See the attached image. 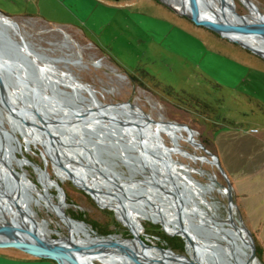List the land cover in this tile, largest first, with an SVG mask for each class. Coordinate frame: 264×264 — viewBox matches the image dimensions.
<instances>
[{
	"label": "rangeland",
	"instance_id": "374dc122",
	"mask_svg": "<svg viewBox=\"0 0 264 264\" xmlns=\"http://www.w3.org/2000/svg\"><path fill=\"white\" fill-rule=\"evenodd\" d=\"M105 1L106 6H100L84 18L83 33L76 27H59L47 23L34 14L17 15L25 9L39 11L35 0H0V12L7 14L5 18L17 25L26 44L13 34L16 28L11 24L0 25V30L5 35L3 38H7L19 49L27 45L39 58L38 63L53 72V77L58 72L81 87L84 84L90 85L104 106L118 103V106L108 108L121 112L125 110L126 114L144 113L152 120L184 123L196 131L192 132L193 135L185 132L177 146L173 145L166 134L154 133L153 138L157 145V142H161L164 148L171 149V156L180 167L192 168V177L184 180L188 188L196 183H212L210 176L214 177L216 186L218 183L226 186L229 181L235 207L234 219L237 222L238 217H241L251 233L258 264H264V58L216 31L195 24L164 0ZM242 1L247 0H232L231 8L235 13L247 15L249 9ZM250 1L257 11L264 14V0ZM5 51L7 57H14L12 51ZM24 67L30 78L38 82L36 87L43 90L48 86L58 102L74 107L75 104H82L86 96L90 95L85 86L72 90L57 81L42 84L37 65L26 60ZM24 94L27 95V91ZM127 101L139 111L126 106ZM0 119V128L6 136L5 143L14 158L6 159V162L20 186L19 196L23 199L24 207L33 211L31 219L39 233L43 230L37 222L45 224L50 230L43 231L48 238L75 237L71 227L60 216V208L72 220H81L76 219L78 216L84 218L83 221L88 225L86 228L92 230L90 232L94 236L112 234L126 239L141 237L149 246L170 250V245L174 247L181 244L182 248L172 251L176 255L182 254L177 256L185 262L177 261L174 264H197L187 252L183 238L175 235L179 233L162 229L156 221L144 219L139 234H132L129 222L111 204H108L111 209L99 205L75 184L56 163L50 161L47 157L49 153L40 142H26L29 129L22 127L20 133L10 130L4 111L0 112ZM192 139H195L194 144ZM199 143L217 156L225 176L216 164L200 158L207 154ZM118 144L122 145L123 141L118 140ZM12 146L14 149L10 148ZM123 152L130 154L128 151ZM158 155L164 158L163 154ZM100 159L118 177L141 179L149 171L147 168L132 170L106 152L100 153ZM29 160L44 167L46 174L60 185L65 196L63 198L61 194L64 207L58 204L60 194L55 186H44ZM95 174L99 177V184L106 187L108 181L105 175ZM113 186L117 187L115 183ZM150 186L155 187L156 193L168 196L167 201L175 199L170 191H164L152 183ZM178 186L183 190L179 183ZM206 199L216 205L218 219L227 217L228 199L225 190H216L211 198L207 196ZM125 201L131 202L129 199ZM192 201L199 210L202 209L196 201ZM164 207L166 209L167 203H164ZM188 211L192 212L190 206ZM173 212H176L175 209ZM200 222H192L198 226V232L210 230L215 233L205 225L208 223L202 219ZM215 229L220 233V230ZM218 235L217 240L200 236L195 240L202 245L208 241L217 243L212 247L215 255L223 260L226 251L228 260L227 241L225 239L224 244L221 235ZM169 238H175L171 242L174 245L168 241ZM130 248L122 247L133 255ZM120 252L132 259L131 255ZM146 255L150 260L152 257L159 259L148 253ZM205 256L208 261L206 264H214L208 255ZM89 260L91 264H104L101 262L103 259Z\"/></svg>",
	"mask_w": 264,
	"mask_h": 264
},
{
	"label": "bare ground",
	"instance_id": "6f19581e",
	"mask_svg": "<svg viewBox=\"0 0 264 264\" xmlns=\"http://www.w3.org/2000/svg\"><path fill=\"white\" fill-rule=\"evenodd\" d=\"M166 3L170 4L172 7H174L177 11H183L186 13H189V4L187 0H164ZM206 6L201 5V3L198 5V13L200 17H203L208 20H212L218 23H224L227 25H236L241 24L244 26H248L250 29H254V26H259V24L264 23V14L257 11L256 8H254V5L251 3L250 0L242 1L244 6H246L249 9V13L247 15L238 14L235 13L232 8L230 2L232 0H205ZM253 6V7H252ZM257 11V12H256ZM11 24L14 26L15 32L13 33L15 36H19L24 44H26L25 39L21 34H19L17 30V25L11 23L9 20H7L4 16H0V25L3 24ZM11 25L9 27H11ZM9 29V28H8ZM2 30H0L1 33ZM224 35L226 37H229L231 39H235L243 44H248V46L254 48L257 50L263 57H264V41L261 39V37L254 33V32H240L235 31L231 29L224 30ZM24 47L28 48L27 45H24ZM39 58H34V61L38 60ZM4 62H6L4 60ZM37 62V61H36ZM20 64V63H19ZM1 65V64H0ZM16 65V64H15ZM23 66V65H22ZM19 67L18 65L14 67L15 71L13 73L14 79H16L17 84L23 85L22 81L20 80V77L18 75L21 74V76L24 74V68ZM19 67V68H17ZM43 71L45 68H42ZM11 71V68H9ZM23 77V76H22ZM43 80V79H42ZM68 85L72 87H77L75 82L71 79H69ZM88 90L89 96H86V103L87 105L96 106L99 108L101 106V110L105 109L102 113L101 111L97 110H91L90 112L93 113L94 119L98 118H109V116L114 117L122 122H128V123H134L132 127L138 129L142 133V138L139 137V140L147 141L149 145V149L152 150L156 157L158 158V161L160 165H154L153 168L158 169V175H155L153 170H151L149 167L147 169L148 172L144 173L142 175L141 179H133L128 177H118L117 173L113 174H107L105 175V179L108 181L106 187H102L99 184V177L97 174H94L93 176H87L83 174H78L73 172V168L68 166V163L64 162V166L58 165L59 168L70 178L73 180L75 184L80 186L84 191H86L99 205L104 206L108 209H111V207L108 204H111L115 210L120 214V216L129 222V229L132 234L135 236L139 234L140 232V226L142 224V221L144 219L153 220L158 222L163 228L162 229H170L172 232L176 231L179 235L182 236L185 240V246L187 249V252L192 256L194 260H196L195 257V250L194 248H205V255H208L212 259V263L214 264H245L247 261V258L249 256V239L245 235L242 228L236 223L234 219V212L235 207L234 205L226 206L227 207V217L225 219H218L217 213H216V205L214 203H211L207 201L206 197H212L214 195V192L216 190H225V194L227 193V190L224 188H219V186L215 185L214 177L210 176L212 179V183L218 187L219 189H216L213 184L210 182L209 184H194V186H190L189 188L186 186V183L184 182L185 178L192 177V168L188 167H180L177 164V161L174 160L171 156V149H166L163 147V144L161 142H157L159 145H157L155 142V139L153 138L154 133H161L166 134L169 136L172 140V143L174 146H177L180 144L179 142L184 138L185 132H190L191 135H193V129L190 128L188 130L184 126L181 125V123L176 122H169L164 120H152L149 115L142 113H135L134 111H139V109L131 104L125 103L126 106L129 108L134 109V113L130 114H119L118 116L115 115V112H113V108L108 107H116L118 104H106L104 106V103L97 97V93L90 85H83ZM83 86L80 88L82 89ZM21 88V86H20ZM15 95L17 94V90L14 91ZM49 106L48 109L50 112H54V108L50 109L51 102H48ZM47 104V105H48ZM124 104V103H122ZM120 105V104H119ZM123 105H120L122 107ZM52 107V106H51ZM123 108V107H122ZM117 111V110H115ZM99 113V115H96V113ZM111 112V113H110ZM51 116H54L53 113L50 114ZM105 116V117H104ZM58 118V117H57ZM136 118V119H135ZM106 122V121H105ZM172 123L181 125L177 126ZM106 124V123H103ZM147 127V128H146ZM22 129V128H21ZM20 129V130H21ZM137 130V131H138ZM22 131V130H21ZM196 132V131H194ZM23 133V132H22ZM148 134V136H147ZM125 136V139L129 142L136 143V135L134 131H128V133ZM186 137V136H185ZM41 139L37 133L34 132H28L27 136L25 137V140L27 143L30 141H38L40 142L47 150V134L46 136L42 137ZM141 138V139H140ZM132 139V141H131ZM186 140V139H185ZM195 139H192V144L195 143ZM79 144L73 142L71 145V149L78 150ZM78 146V147H77ZM160 146L163 150H160ZM194 146V145H193ZM200 146V145H199ZM4 149V155L6 159H14L13 154L8 151L7 144L5 143L4 146H2ZM11 149H14L13 146L10 147ZM49 155L53 158L52 152L47 151ZM163 154L164 158L162 156H159L158 154ZM133 154L138 155V151L135 150ZM209 156V155H208ZM206 155V157H208ZM206 157H200L201 159L207 161L208 163L216 164L217 160L215 158H209ZM5 159V161H6ZM179 161V160H178ZM79 162L82 164H85L84 160H80ZM34 164V168H36V174L37 176L42 180L44 186H55L54 180L51 179L46 172L39 169V167ZM67 166V167H65ZM0 178L5 179V181L13 182V191L11 192V198L18 199L19 202V210L17 208H14L10 203L6 204V210L11 209L16 214L22 212V218L24 220H21L19 222V225L21 228L25 227L29 231H32L33 234H36L41 240L44 242L51 244V245H57V246H72V245H78L81 247H87L95 244H101V243H107V242H113L114 240L119 241L121 244L126 245L128 247H131L134 249V252L136 253L137 258L141 260V262H144L145 264H157L155 259L152 257V259H148L147 253L154 256L155 258H159L160 260H164L167 262L166 264H174L177 261L185 262L183 258H180L173 252L165 249H160L155 246H149L148 244L140 245V239L141 237L136 238H130V239H124L117 237L116 235H111L110 237H105V239H102L100 237L94 236L91 234V232L86 228V225L82 224L79 220L75 221L72 220V218L69 217L66 212L63 210L58 209L60 216L64 219V221L71 227L72 231L75 234L74 238L68 237H60L57 238H48L44 232L50 231L46 228L45 224H41L40 222H37L38 226L44 231H40V233L37 230L36 224L32 221L31 217L33 214V211L31 209H26L22 203L23 199L19 196V189L20 186L16 182L14 178V172L6 163H2L0 160ZM101 167V166H99ZM162 167H165L162 168ZM1 169L3 172H1ZM166 170L168 173H166ZM13 177V178H12ZM12 179V180H11ZM156 179L158 180L165 189L170 191V194L173 195L175 198L173 201L169 199L170 208L164 209V204H160L158 201H156L152 196L149 190L152 191V188H150L151 180ZM167 180V181H166ZM116 184L117 187H114L113 184ZM178 183L181 185V190L178 186ZM56 188V186H55ZM140 188H146L144 195L141 197H127L124 196L127 190H131L132 192H138ZM124 191V192H123ZM175 192V193H174ZM95 196L100 199L99 201ZM188 193V194H187ZM59 201L58 204L62 208L65 206L64 202L61 199V192H59ZM185 194V195H184ZM132 196V195H129ZM162 196V194H161ZM6 199V198H4ZM126 200H131V202H126ZM196 201L197 204L202 208L201 210L198 209L197 205H194V202L192 200ZM8 201V199L6 200ZM106 204H104V203ZM2 204H5V201H3ZM189 206L192 210L190 213L188 211ZM175 209V213L173 210ZM21 210V211H20ZM28 212V213H27ZM181 212L185 213L190 221L192 222V218L198 219L197 222H200V219H202L204 222L210 224H205L209 229L214 231L215 233H212L210 230V234L212 235V240H217L218 234L221 235L222 242L226 244L225 239L227 241V252L229 253V259L232 262H229L230 260L227 258V253L225 252V259H221L220 257L216 256L212 247L216 246L217 243L208 241L207 243L200 244L196 242L195 238H199L195 236L189 229V221L184 220L183 222L179 223L177 221L176 213ZM66 214V216L64 215ZM12 214L9 211L7 214H2L0 212V225H2L5 220H7L9 217H11ZM21 218V219H22ZM182 228H184V231H182ZM217 228L220 230V233L216 231ZM174 232V233H176ZM216 232L218 234H216ZM49 233V232H48ZM168 234V233H167ZM29 238L31 237L30 233H25ZM202 238V237H200ZM210 238V239H211ZM190 239V241H189ZM207 241V240H206ZM233 247V248H230ZM143 254V255H142ZM74 255L79 259V261L82 264H91L92 260H101L104 264H137L134 259H128L124 254L121 253H115L113 251H108L103 246L102 247H94L84 254H77L74 253ZM204 255V256H205ZM214 255V256H213ZM147 256V257H146ZM110 260H109V259ZM227 260V261H226ZM189 262L188 260H186ZM208 261L207 259H204L202 261H199L200 264H206ZM186 264V263H185ZM250 264H258V260L255 262H251Z\"/></svg>",
	"mask_w": 264,
	"mask_h": 264
},
{
	"label": "water",
	"instance_id": "95a60500",
	"mask_svg": "<svg viewBox=\"0 0 264 264\" xmlns=\"http://www.w3.org/2000/svg\"><path fill=\"white\" fill-rule=\"evenodd\" d=\"M189 4V13L179 11L180 13L186 15L189 17L190 20H192L195 24L204 26L206 28H209L213 31H216L221 36H224V30L231 29L235 31H240L244 33L248 32H254L258 34L261 39L264 41V23L259 24V26H254V29H249L248 26H244L241 24L236 25H227L224 23H218L212 20L205 19L203 17L199 16L198 13V5L201 3V5L206 6L205 0H187ZM170 5V4H169ZM0 14L4 17H8L7 14H4L0 12ZM5 35L3 33H0L1 43H0V76L3 79V74L10 76V70L9 68L14 69V67L17 66V64L25 65L26 60L31 62L24 54H22L19 50L18 46H14V44L9 41L7 38L4 39ZM229 38V37H227ZM232 41L238 42L241 46L249 49L255 54L260 55L263 57L257 50L254 48L248 46V44H243L235 39H231ZM9 50L12 51L14 57L10 58L6 56V51ZM21 56V57H19ZM7 58V59H5ZM264 58V57H263ZM4 60L6 62H4ZM16 64V65H15ZM19 68V67H17ZM25 69V67H24ZM26 71V69H25ZM27 73V71H26ZM30 81H32L35 85L36 82L30 78L29 74L27 73ZM0 79V101L4 105L5 109L8 110L9 114V122H10V129H15L20 127L22 123H25L27 125H30L34 129L38 130V134L41 136H46L47 134V151L52 152L54 155L51 159V162L56 163V165L64 166V162L68 163L69 167L73 168V172L78 174H83L87 176H91L95 173H102L104 175H109L116 173L112 171L110 168L105 166L103 160L100 159V153L106 152L108 155L117 157L119 161L122 163H125L127 166H130L132 170H141L143 168L149 167L151 170H153L155 175H158V169L153 168L154 165H160L158 158L156 157L155 153L149 149V145L147 141L139 140V137L142 138V133L132 127L134 123H128V122H122L114 117L109 116V118H98L94 119L92 112L89 113H83L80 115V117L74 118L73 115L76 114L75 111L71 113H68L66 110L63 111L61 114L59 113V118H52L49 114L48 106L49 104L47 102H44V100L41 98V95L36 94L35 91H32L31 89L27 88L24 84L20 86L25 87L27 89V95L26 97L22 96V92H17V94H12V96L9 94V92L4 93L3 88H7V86L10 87H17L19 84H17L14 80L9 81L7 85L4 83V81ZM19 86V87H20ZM49 88L48 86H45V88ZM49 91L51 95L52 89L49 88ZM23 102L25 104L21 107H16V105L13 104L14 101ZM49 101V100H48ZM128 104H131L130 102H125ZM48 104V105H47ZM63 104V103H62ZM66 107L68 105L63 104ZM77 106L76 104L74 105ZM62 111V110H61ZM74 113V114H73ZM37 114V115H36ZM29 116V118H26ZM36 117V118H34ZM105 117V116H104ZM33 119L39 120L40 123H42V126L38 125L36 122H34ZM106 121V122H105ZM106 123V124H103ZM182 126L190 130V127L187 124L181 123ZM138 130V131H137ZM128 131H134L136 135L137 142L132 143L125 139V136L128 133ZM59 135H58V134ZM140 138V139H141ZM118 140H122L123 144L119 145ZM79 144L78 150L71 149V145L73 142ZM202 150L205 154L209 155L211 158L217 159V156L213 153H211L208 149H206L202 143H199ZM77 146V147H78ZM137 150L138 155L133 154V152ZM123 151H128L130 154H127ZM80 160H84L85 164H81L79 162ZM36 164V163H35ZM101 166V167H99ZM216 166L218 167L220 173L225 176V172L222 169V167L219 165L218 159ZM67 167V166H65ZM44 168V167H43ZM68 168V167H67ZM165 169V167H162ZM167 181V180H166ZM154 186H158L162 188L164 191L167 189L164 188V186L156 179H152L150 181ZM56 186L57 193L61 192L62 196L64 198V193L60 185L56 182H54ZM219 188H224L227 190V199L228 204L227 206L234 205L233 197L231 194V184L227 180L226 186L223 184L218 183ZM152 188V191H150L151 196L158 201L160 204H166L167 207L170 208L169 202L167 201L166 197L168 196H161V193H156L155 187L150 186ZM146 188H140L138 192H132L131 190H127L125 193V196L127 197H141L144 195ZM13 191V182L5 181V179L0 178V212L2 214H7L9 211L11 212L12 216L9 217L5 222L0 225V248H16L23 252H26L28 254L37 256V257H43L48 258L56 262V264H82L79 259L74 255V253L84 254L87 252V250L94 248V247H104L108 251H113L117 253L121 250L125 253L126 252L122 247H128L126 245L121 244L119 241L114 240L113 242H107V243H101V244H95L87 247H81L78 245H72L69 247L66 246H57V245H51L43 240H41L36 234H33L32 231H29L27 228L19 225V222L21 220H24L22 216V212L16 214L11 209L6 210V204H11L14 206V208H19V202L18 199L11 198V192ZM169 191V190H168ZM86 192V191H85ZM87 193V192H86ZM132 195V196H129ZM6 198V199H4ZM8 199V201H6ZM3 201H5V204H2ZM21 211V210H20ZM66 216V214H64ZM177 221L179 223L183 222L184 220L189 221L188 229L195 235L205 238H211L212 235L210 232H198V226L193 224L188 216L185 213L177 212L176 213ZM22 218V219H21ZM82 224L87 225L86 222L83 220H79ZM244 231L245 235L249 239L247 242L249 243V256L247 258V261L245 264H250L251 262H255L257 260L255 248L252 241V236L248 228H246L242 222L241 217H238V221L236 222ZM182 231H184V228H182ZM93 232L92 230H90ZM25 233H30L32 238H29ZM112 234L109 235H103L97 237H110ZM183 238L182 236H180ZM126 239V238H125ZM184 240V239H183ZM140 245H144L142 239L139 240ZM190 241V239H189ZM129 248V247H128ZM160 249H164L159 247ZM131 251L134 252V249L130 248ZM171 252H173L170 249H166ZM195 250V257H196V263L200 264L199 261H202L206 259V256L203 248H194ZM121 253V252H120ZM182 255V254H177ZM131 258L134 259V261L137 264H145L144 262H141L139 258H137L136 253L134 252L133 255H131ZM157 264H166L164 260L157 259L155 260Z\"/></svg>",
	"mask_w": 264,
	"mask_h": 264
},
{
	"label": "flooded vegetation",
	"instance_id": "af4514ba",
	"mask_svg": "<svg viewBox=\"0 0 264 264\" xmlns=\"http://www.w3.org/2000/svg\"><path fill=\"white\" fill-rule=\"evenodd\" d=\"M20 50V52L22 53V54H24L25 56H26V58H28L31 62H33L35 65H37V67H39L40 68V83H42L43 84V82L44 83H46V82H48V81H51V82H61L62 84H64L66 87H69L70 89H72V90H76L77 88H81L80 86V84H78V83H76V85H77V87H72V86H70V85H68V82H69V77H66L65 75H61V74H58V72H55V76L53 77V75L51 74V73H53V72H51V71H49L47 68V66H42V64L39 62L38 63V60H36V61H34V58H36V56L34 55V53L33 52H31L28 48H26V47H24V46H21V49H19ZM28 55L29 56H31V58L30 57H28ZM19 67H21L22 66V64H17ZM23 68H24V65L22 66ZM47 67V68H46ZM42 68H45V70L43 71V69ZM25 70V69H24ZM14 71H15V69H12L11 68V71H10V76H8V75H5V77H3V79L0 77V79H2L3 81H4V83L7 85V83H9V81H15L16 83H17V81H16V79H14V77H13V73H14ZM25 73L21 76V74H19L18 73V75H19V77H20V80L22 81V83L25 85V86H27V88H29V89H31L32 91H35L36 92V94H40L41 95V98L44 100V102H51L52 104H51V106H52V108H54V112H50L49 111V109H47L48 111H49V114H51V113H53L54 114V116H51L52 118H59V113L61 112H63V111H67L68 113H70V111H71V113L73 112V111H75V113L76 114H74L73 115V117L74 118H76V117H80V115H82L83 113H89L91 110H97V111H101L102 113L104 112V110H101V109H99V108H97L96 106H92V105H87V103L85 102L86 101V99H85V101H82V104H77V106L75 107H71V106H68V107H66L65 105H63L61 102H58L54 97H53V95H51V93H50V91H49V89L46 87V88H44L43 90H39L37 87H36V85H37V83L38 82H36V85L32 82V81H30V79H29V77H28V75H27V73H26V71H24ZM43 79V80H42ZM19 86H17V87H10V86H7V88H3V91H4V93H7V92H9V94L12 96V94H14L15 92V90H17L18 92H22V96H24V97H26V95L24 94L25 93V91H27V89L25 88V87H21L22 89L23 88H25V90H19ZM49 100V101H48ZM13 104L14 105H16V107H21V106H24L25 104H23V102H19V101H14L13 102ZM118 104V103H117ZM122 104V103H121ZM62 110V111H61ZM1 111H4V113L6 114V119H7V124H8V128L10 129V122H9V115L5 112V111H7L8 112V110H6L5 109V107H4V105L1 103V101H0V112ZM113 112H115V115H119V114H124L125 113V110L123 111V112H121L120 110L119 111H115V110H113ZM60 113V114H61ZM96 113V115H99V113H97V112H95ZM111 113V112H110ZM37 115V114H36ZM26 118H29V116H27ZM34 118H36V117H34ZM136 119V118H135ZM34 120V122H36L38 125H40V126H42V123H40L39 122V120H36V119H33ZM6 122H5V124H6ZM2 124H1V119H0V126H1ZM26 128V129H29L30 130V132H34V133H37L38 134V130H36V129H34L33 127H31L30 125H27V124H25V123H22L21 125H20V127H18V128H15V129H13V130H15V131H20V129L21 128ZM10 130H12V129H10ZM20 133V132H19ZM38 136L41 138V139H43L42 137L43 136H41L40 134H38ZM11 137V136H10ZM0 138L2 139V141L0 140V160L2 161V163H6L8 166H9V168H10V165H9V163L8 162H6L5 161V159H6V157H5V155H4V149L2 148V146H4L5 145V141H6V136L4 135V133H3V131L1 130V128H0ZM34 147V146H33ZM26 148V147H25ZM42 148L43 149H45L44 148V146H42ZM20 152V151H19ZM17 155V154H16ZM41 155H42V157L44 158V156H43V154H42V151H41ZM48 155V154H47ZM18 157H20V158H23V156H18ZM49 159H50V161H51V157L50 156H47ZM27 159V158H26ZM28 160V159H27ZM45 160V159H44ZM46 161V160H45ZM29 162H30V165L31 166H33L34 164L33 163H35V162H32V161H30L29 160ZM36 165L39 167V169L41 168V170L42 171H45L46 172V169L45 168H43V167H41V166H39L37 163H36ZM51 165L53 166V164L51 163ZM1 168V167H0ZM54 171V170H53ZM1 172H3L2 171V169H1ZM12 180V179H11ZM64 198H65V196H64ZM192 222H195V221H198V219H195V218H192ZM133 237V236H132ZM131 237V238H132ZM125 239V238H124ZM130 239V238H129ZM185 241V240H184ZM144 242V241H143ZM145 243V242H144ZM147 244V243H146ZM148 245H150V244H148ZM158 247H160V246H158ZM161 248H163V247H161ZM165 250H166V248H164ZM168 249V248H167ZM180 264H185V263H180Z\"/></svg>",
	"mask_w": 264,
	"mask_h": 264
},
{
	"label": "crops",
	"instance_id": "0c3cea01",
	"mask_svg": "<svg viewBox=\"0 0 264 264\" xmlns=\"http://www.w3.org/2000/svg\"><path fill=\"white\" fill-rule=\"evenodd\" d=\"M35 2L39 11L31 12L25 9L23 13L17 15L34 14L47 23L59 27H76L82 32L84 18L100 6L107 5L105 0H35ZM41 9L45 11L41 13ZM0 264H56V262L8 247L0 248Z\"/></svg>",
	"mask_w": 264,
	"mask_h": 264
},
{
	"label": "trees",
	"instance_id": "16d2710c",
	"mask_svg": "<svg viewBox=\"0 0 264 264\" xmlns=\"http://www.w3.org/2000/svg\"><path fill=\"white\" fill-rule=\"evenodd\" d=\"M76 219H81V220H83L84 218H82L81 216H78ZM167 239H168V238H167ZM174 239H175V238H169L168 241L171 243L172 241H174ZM171 244H173V243H171ZM173 245H174V244H173ZM170 247H171V249L173 250V249H175V248H176V249L182 248L183 245L180 244L179 246L176 245V246H174V247H172V245H170Z\"/></svg>",
	"mask_w": 264,
	"mask_h": 264
}]
</instances>
